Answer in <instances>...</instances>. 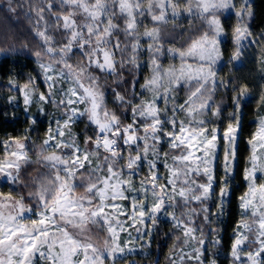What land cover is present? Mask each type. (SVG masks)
Listing matches in <instances>:
<instances>
[{
	"label": "snow or ice",
	"instance_id": "6c2138e0",
	"mask_svg": "<svg viewBox=\"0 0 264 264\" xmlns=\"http://www.w3.org/2000/svg\"><path fill=\"white\" fill-rule=\"evenodd\" d=\"M3 10L0 61L23 57L32 65L26 80L10 69L7 87L24 105L25 132L43 119L47 127L31 152L30 137L0 141V180L9 189L0 191V264H116L148 247L162 221L180 245H173L179 264H217L213 225L229 202L242 139L246 189L237 198L230 257L264 264V89L245 138L252 93L217 77L225 53L238 66L247 46L264 42V30L257 40L250 23L251 0H38L24 20L12 0ZM144 16L151 27L138 19ZM181 17L204 30L175 47L187 31L176 33ZM144 50L149 72L140 82ZM163 57L179 59V67H165ZM218 88L230 103L215 98ZM48 104L62 109L56 119ZM78 123L83 128L73 132ZM33 164L35 175L22 167Z\"/></svg>",
	"mask_w": 264,
	"mask_h": 264
},
{
	"label": "rangeland",
	"instance_id": "374dc122",
	"mask_svg": "<svg viewBox=\"0 0 264 264\" xmlns=\"http://www.w3.org/2000/svg\"><path fill=\"white\" fill-rule=\"evenodd\" d=\"M1 2V1H0ZM254 2L255 0H251L252 3V10L253 13L255 14V6H254ZM17 8V12L19 14V16H23L24 19V15L23 13L28 11L27 8H25L23 6V8H21V5ZM264 0H262V8L260 10V13L257 17H254L250 23L251 26L254 27L253 32L255 31L256 33V38L257 40H259L258 37V33L262 30H264ZM139 20L143 21V24L148 25L149 27H151V23H150V18L147 16L144 17H138ZM1 20V17H0ZM116 23H121V21L117 20L114 21ZM176 24H178L180 27L178 29H176V33H179L181 30H187L184 31V34L182 36H177L176 38V42H175V47H180L181 44H183L185 42V40L188 39V37H195L196 35H198V33L196 32V29H200L201 31H203L204 29L201 28V21H199L198 19H192L191 20V24L189 23V21L183 17H181L180 19H178L177 21H175ZM169 30H171V22L169 24ZM140 31H143V27H140ZM176 33H173V35H175ZM121 40L123 41L124 37L121 35ZM230 39V37H229ZM143 44H145V48H146V44L147 41L143 40L141 41ZM222 48L224 47H229L230 45H221ZM245 55L250 56V60L255 68V84H256V92L252 93L253 98L248 102V108L245 110L246 111V115L244 117V128H245V138L247 137V134L249 131H252L255 129V124L252 123V121L255 119V117L258 114L259 111V101H258V97L259 94L261 93L262 89H264V80H261V75L264 74V63H262V61H264V42H259V43H255L252 45H249L246 47L245 49V53L244 55L241 57V60H243V58L245 57ZM117 60H119L120 56L119 54H117ZM148 59V53L146 50H144L142 52V55L140 56V63L142 65V67L140 68L138 73H135L136 77L138 80H140V82H142V77L146 74H148L149 70L147 68L146 65V61ZM191 62V61H190ZM162 63L165 67H170L172 65H175L176 67H179L180 61L179 59L176 60H171L170 58L167 57H163L162 58ZM231 66H237V62L233 61L231 64L228 63V54L225 53V55L222 57L221 61H218L217 63V77L218 78H222L226 81L232 79V77L230 78L229 75H226V71L228 67ZM232 85L229 84L228 87L230 88ZM137 91H139V85L137 84ZM185 96V89L184 88H180L179 91L177 92V98L179 100H182ZM14 99L12 101H10L11 103L15 104V107L19 108L22 107L24 108V105L22 102H20V98L13 96ZM221 97H224V102L225 103H230V101L227 99V94L224 91V89H217L215 92V98L217 100H220ZM36 107L35 104H32ZM47 107H49V112L51 113V116L53 119H56L58 116V113L62 111V109H57L56 107L52 106L51 104L46 105ZM161 107H163V105L161 104ZM54 127V125H53ZM29 146V141L28 144L26 145L27 149ZM247 156V151L245 149V145L243 143V139L241 141L240 144V150L238 153V163L236 165V178L234 181L231 182L230 184V189H231V194H230V199L229 202L225 204L224 206V212L222 215L218 216V218L216 219L213 227L216 228L217 232L216 235L219 237L220 239V245L218 247H212L211 251L213 253H218V255L214 256L213 258L216 259L217 264H232L231 261V257H230V241L232 238V234H233V229L236 227V221L240 219V209L238 207V197L243 193V191L246 189V185L244 184L243 181V177H242V169L244 167V158ZM26 165H22V167H24ZM161 172H163V169L161 168ZM141 175H144V172H141ZM0 182L3 183L2 180H0ZM177 213H179V208L176 209ZM245 219H250V217H245ZM199 221H197L198 223ZM164 224L165 229L167 231V243H166V249L165 252H163L160 256H158L157 258V262L155 263V259H154V253L152 251L151 248V244L144 248L143 250L139 247H136L133 251V254L131 256H126L124 261L121 260H117L116 264H129V262L132 259H136L139 262H143V261H149L152 263L149 264H170V260L172 259H176L177 260V264H179V260L176 258L175 254H174V249H173V245L175 244L176 247H180L178 241L173 237L170 238L168 235V230H169V226L166 222H161ZM160 223V224H161ZM129 232L132 231L131 228L128 229ZM197 235H199V233H197ZM101 238L103 236V234H100ZM125 234L121 233L120 234V239L123 240ZM207 239H211L210 236H207ZM140 242L137 241V244H139ZM129 247H132V243L130 242ZM107 264V262H106Z\"/></svg>",
	"mask_w": 264,
	"mask_h": 264
},
{
	"label": "trees",
	"instance_id": "16d2710c",
	"mask_svg": "<svg viewBox=\"0 0 264 264\" xmlns=\"http://www.w3.org/2000/svg\"><path fill=\"white\" fill-rule=\"evenodd\" d=\"M0 26L3 25L4 18H5V12L3 10V6H6L8 3V0H0ZM33 2H38V0H12L13 7H19L20 5H23L25 8L28 9L29 4ZM255 6V14L254 17H257L260 13V10L262 8V0H255L254 2ZM264 11V9H263ZM21 20L23 19V16H19ZM258 18V17H257ZM254 30V27H252ZM254 35H256L254 31ZM75 51V49H74ZM78 56H73L71 62L75 63L78 59ZM250 56L245 55V57L242 60V63L238 66H231L227 68L226 75H229L230 78H235V81L237 83H244L248 85V89L250 92L255 93L256 92V84H255V68L250 60ZM16 59L15 57L10 58L8 61H0V141H3L7 139L9 136L15 137V136H21V137H30L29 140V146L28 150L29 152L32 151V142L35 141L37 144H39V138L43 137V131L47 127V119H43L41 123H39L35 130H29L28 132H25V129L28 128V124L26 122V114L24 111V108L22 107H15L14 103H11L7 97L8 96H16L19 97V95L16 92H13L11 89L7 87L8 82V76H9V70H12V74L17 78L20 79L21 74H24L23 78L26 80V74L32 70V65L30 61H26L23 57L19 58V64H13L12 60ZM25 65H28L27 67ZM117 68L119 70V65H117ZM124 78L128 79L130 76L129 68L127 65H125V69L123 72ZM107 84L111 85L112 87H115L114 84H112V78L109 77L107 80ZM122 87H127V85H122ZM111 92L107 93V101H108V107L114 108L115 106L111 103ZM47 110L49 111V107H47ZM36 107L34 105L30 106V112L35 113ZM83 128V123H78L75 126H73L72 131L77 132ZM4 145L0 143V156L3 155ZM34 159V157H33ZM25 168H28V170L32 173V175H35V172L32 171V169L39 167L38 165H31L29 167L28 165L24 166ZM8 187L6 184L0 182V191H8ZM159 232L154 233V239L151 240V248L154 253V259L155 263L157 262L158 256H160L163 252H165L166 249V243H167V231L165 229V226L163 223L159 225ZM145 264H149L152 262L149 261H143Z\"/></svg>",
	"mask_w": 264,
	"mask_h": 264
},
{
	"label": "water",
	"instance_id": "95a60500",
	"mask_svg": "<svg viewBox=\"0 0 264 264\" xmlns=\"http://www.w3.org/2000/svg\"><path fill=\"white\" fill-rule=\"evenodd\" d=\"M132 260H135L137 262V264H145L143 262H138L136 259H132ZM129 264H130V262H129Z\"/></svg>",
	"mask_w": 264,
	"mask_h": 264
}]
</instances>
